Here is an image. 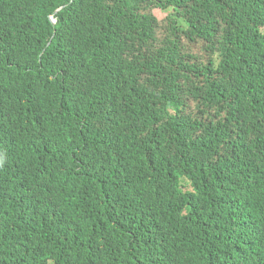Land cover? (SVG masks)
Masks as SVG:
<instances>
[{
  "label": "trees",
  "instance_id": "trees-1",
  "mask_svg": "<svg viewBox=\"0 0 264 264\" xmlns=\"http://www.w3.org/2000/svg\"><path fill=\"white\" fill-rule=\"evenodd\" d=\"M262 63L264 0H0V264H264Z\"/></svg>",
  "mask_w": 264,
  "mask_h": 264
},
{
  "label": "clouds",
  "instance_id": "clouds-1",
  "mask_svg": "<svg viewBox=\"0 0 264 264\" xmlns=\"http://www.w3.org/2000/svg\"><path fill=\"white\" fill-rule=\"evenodd\" d=\"M167 9H172L171 7L167 8ZM167 9H163L161 7L159 8H154L152 10L153 14L155 10H167ZM173 10V9H172ZM174 11V10H173ZM56 12V11H55ZM170 14V13H169ZM155 15V14H154ZM156 16V15H155ZM157 17V16H156ZM50 18L52 19V22H55L53 16L51 15ZM158 19V18H157ZM261 35H263V31L260 28V32ZM261 68L264 71V63L261 64ZM251 122V121H250ZM252 128H255V125L253 122H251ZM231 127L237 129L236 125L234 123H232ZM97 157V156H93ZM100 158V157H99ZM103 173V172H102ZM102 173L100 175H102ZM154 201V200H153ZM153 204V202H152ZM150 203V205L142 208L141 210H139V212L137 213V216L143 212V224H144V229L146 231V233L152 237V238H158L160 236L165 235V232L167 231L168 228L164 227V222L166 220H168L167 216L168 213L166 210H162L161 208H159V206L157 205V203H154L152 205Z\"/></svg>",
  "mask_w": 264,
  "mask_h": 264
},
{
  "label": "rangeland",
  "instance_id": "rangeland-1",
  "mask_svg": "<svg viewBox=\"0 0 264 264\" xmlns=\"http://www.w3.org/2000/svg\"><path fill=\"white\" fill-rule=\"evenodd\" d=\"M173 10L172 9H167V10H155L154 14L157 16L158 19L160 20H165L167 18V15L169 13H172ZM183 41V40H182ZM203 44H200L199 47H202Z\"/></svg>",
  "mask_w": 264,
  "mask_h": 264
}]
</instances>
